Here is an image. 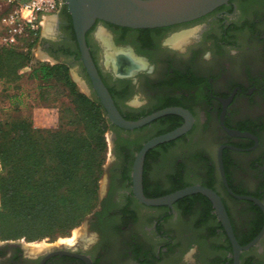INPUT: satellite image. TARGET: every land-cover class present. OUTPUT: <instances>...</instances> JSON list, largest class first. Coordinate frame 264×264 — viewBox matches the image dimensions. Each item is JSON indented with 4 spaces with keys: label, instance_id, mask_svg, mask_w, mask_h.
Here are the masks:
<instances>
[{
    "label": "flooded vegetation",
    "instance_id": "af4514ba",
    "mask_svg": "<svg viewBox=\"0 0 264 264\" xmlns=\"http://www.w3.org/2000/svg\"><path fill=\"white\" fill-rule=\"evenodd\" d=\"M58 24L61 31L73 28L67 8L59 12ZM98 24L112 38H98L94 46L90 34ZM97 25L87 35L88 45L127 120L170 107L184 108L194 118L188 133L147 153L145 196L162 197L181 184L210 188L221 197L239 245L250 244L264 229V209L235 196L264 206V0H231L196 21L166 28ZM178 34L188 37L176 44ZM44 45L53 56H69L61 46ZM105 45L122 60L118 71L104 59ZM73 61L96 96L81 59ZM183 124V118L169 115L133 131L118 127L114 154L120 167L109 175L99 208L85 220L78 241L30 251L32 245L24 242L0 240V264H235L232 243L207 197L194 194L172 206L150 207L134 195L137 153L150 139ZM138 134L145 136L142 142L131 137ZM220 150L229 188L219 171ZM158 165L162 179L153 174ZM194 174L199 181L188 182ZM239 264H264V235L241 252Z\"/></svg>",
    "mask_w": 264,
    "mask_h": 264
},
{
    "label": "trees",
    "instance_id": "16d2710c",
    "mask_svg": "<svg viewBox=\"0 0 264 264\" xmlns=\"http://www.w3.org/2000/svg\"><path fill=\"white\" fill-rule=\"evenodd\" d=\"M74 55L80 59L79 49ZM30 77L43 83L60 80L71 90L78 112L69 123L77 127L34 130L24 118L0 127V235L6 240L55 239L77 228L97 206L107 160L105 135L118 128L98 98L92 101L77 91L66 66L41 64ZM183 188L186 184L173 192Z\"/></svg>",
    "mask_w": 264,
    "mask_h": 264
},
{
    "label": "rangeland",
    "instance_id": "374dc122",
    "mask_svg": "<svg viewBox=\"0 0 264 264\" xmlns=\"http://www.w3.org/2000/svg\"><path fill=\"white\" fill-rule=\"evenodd\" d=\"M27 1L0 0V127L7 123L10 124L18 118H24L32 124L34 130L55 131L61 128L74 129L77 127V124L75 122L73 124L69 122L75 120L74 117L78 111L76 110V104L74 103L71 90L60 80H50L49 82L43 83L30 77L32 70L41 64L51 66L64 65L68 68L69 76L76 84L77 91L92 101L97 100V96L92 93L91 88L86 83L84 69L79 63L73 61L74 58L77 60L81 59L74 55V53H77L78 45L73 28H67L65 31H61L58 28V14L63 8H67L66 0H64L63 4L54 13L44 18L43 25L37 36L30 35L24 37L14 47H6L2 43V35L5 30L4 18L14 12L21 3ZM100 32H102V35H99ZM101 37L112 38V34L109 29H105L101 24H98L94 32L90 34L92 45L97 46V44H100L98 38L101 39ZM45 43L61 46L70 57L64 56L62 53L53 56L47 50L44 45ZM105 52L106 49L104 48V59L107 54H112L110 52H106L105 54ZM101 63L103 65L104 61L102 60ZM139 98L135 97L133 101H141ZM105 136L108 145L107 160L99 181L98 203L87 218L92 216L99 208L101 198L107 188L109 175L116 173L120 167V164L115 161L114 154V140L117 132L110 130ZM131 137L137 142H142L145 139L143 134ZM209 153L212 157V150ZM178 156L176 154L175 157L177 158ZM162 168V165H158L153 171L157 179H162L164 176ZM2 175H4V168L0 158V178ZM187 179L188 182H196L199 181L200 177L194 174V176H190ZM170 186L172 187V184ZM1 206L0 194V210ZM85 220L66 237L28 241L25 238H10L6 240L0 235V240L24 242L32 245L31 249H29L30 251L49 247L47 244L51 243L57 246H61L60 244L62 243L73 245L83 235ZM37 245L40 246L37 248L33 247Z\"/></svg>",
    "mask_w": 264,
    "mask_h": 264
},
{
    "label": "water",
    "instance_id": "95a60500",
    "mask_svg": "<svg viewBox=\"0 0 264 264\" xmlns=\"http://www.w3.org/2000/svg\"><path fill=\"white\" fill-rule=\"evenodd\" d=\"M229 1L231 0H66V3L71 15L81 61L91 81L93 91L96 93L111 124L124 130L133 131L169 115H176L184 119L182 126L174 131L150 139L137 153L132 169L134 195L142 204L150 207L172 206L180 199L194 194H201L207 197L212 202L232 243L235 264H239L241 252L253 247L264 235V229L250 244L240 246L236 240L225 205L215 191L201 185H194L157 198H147L144 194L143 175L147 153L159 145L174 141L188 133L194 123L192 114L184 108L170 107L156 111L138 120H127L117 108L110 91L103 82L87 40L88 33L95 28L98 22L134 30L166 28L196 21L212 13L217 8L228 4ZM105 49L111 50L106 45ZM112 51L119 54L118 49L115 47H113ZM129 51L132 59H138L131 48ZM227 131L233 134L229 130ZM218 163L221 179L224 185L229 188L223 166L222 150L219 152ZM235 197L254 201L264 209V206L257 199L247 196Z\"/></svg>",
    "mask_w": 264,
    "mask_h": 264
},
{
    "label": "built area",
    "instance_id": "2783aa9c",
    "mask_svg": "<svg viewBox=\"0 0 264 264\" xmlns=\"http://www.w3.org/2000/svg\"><path fill=\"white\" fill-rule=\"evenodd\" d=\"M64 0H28L4 18L2 43L6 47H14L19 40L30 35L37 36L44 18L54 13Z\"/></svg>",
    "mask_w": 264,
    "mask_h": 264
},
{
    "label": "bare ground",
    "instance_id": "6f19581e",
    "mask_svg": "<svg viewBox=\"0 0 264 264\" xmlns=\"http://www.w3.org/2000/svg\"><path fill=\"white\" fill-rule=\"evenodd\" d=\"M99 35H102V32H100ZM187 37L185 34H178L174 37L173 42L176 44H179L180 42H182ZM106 59H107V63L108 62L113 63V66L116 69V71H118L120 66H122V60L121 59L119 60V58L116 55L108 54Z\"/></svg>",
    "mask_w": 264,
    "mask_h": 264
}]
</instances>
